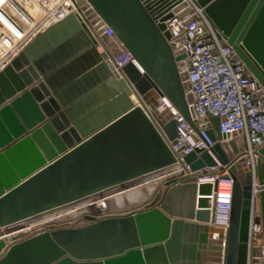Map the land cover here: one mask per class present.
<instances>
[{
	"label": "water",
	"instance_id": "obj_1",
	"mask_svg": "<svg viewBox=\"0 0 264 264\" xmlns=\"http://www.w3.org/2000/svg\"><path fill=\"white\" fill-rule=\"evenodd\" d=\"M194 1L220 43L231 46V60L264 91V0ZM74 3L85 22L67 15L0 69V264H264V142L252 161L230 160L243 149L240 137L221 133L218 117L194 119L184 49L139 0ZM107 27L143 72L133 61L114 69L108 57L120 49ZM97 39L106 51H97ZM91 75L104 80L93 91L85 79ZM162 97L197 133L198 124L207 127L212 155L185 154L186 174L156 179L152 195L127 211H86L73 222L36 223L9 236L8 226L57 206L149 174L159 178L175 162L176 136ZM209 174L231 179L226 225L216 222L218 178L198 182ZM251 223L261 226L258 244Z\"/></svg>",
	"mask_w": 264,
	"mask_h": 264
},
{
	"label": "built area",
	"instance_id": "obj_2",
	"mask_svg": "<svg viewBox=\"0 0 264 264\" xmlns=\"http://www.w3.org/2000/svg\"><path fill=\"white\" fill-rule=\"evenodd\" d=\"M25 1L27 0H0V54L5 56V60L0 62L2 65L9 63L35 35L67 15L76 14L78 11L85 18L83 11H79L75 5V0H32L46 7V10L31 28L11 6L13 2L18 6H24ZM51 1L53 4L50 8ZM139 1L156 24L165 25L169 39L176 42L178 48L184 49L186 54L184 61L187 64L190 91L193 94L190 106L194 119L206 118L210 122V117H218L220 132H235L234 137H240L243 145V149L237 155H232L230 160L236 162L240 156L245 155L246 161H252V152L264 142L262 87L244 72L243 64L231 60L233 53L231 46L220 43L217 31L194 0ZM186 8H190V11L180 16L179 13ZM166 15L168 16L165 17ZM104 32L120 49L117 55L108 57L114 69L121 68L129 61L136 63L111 28L107 27ZM106 50L103 46L101 52ZM138 68L143 72L139 66ZM162 100L171 110L176 122V136L170 143V150L175 157L174 164L180 167V174H186L189 167L184 163L183 156L196 149L206 150L212 155L210 148L214 142L206 132L207 127L198 124L197 133L165 97H162ZM218 167L222 169V173H226L227 166L218 164ZM216 178L219 182H227L231 188V179L219 178L218 174L200 177L198 182L213 183ZM230 198V189L226 194L217 191L216 222L219 224L227 223ZM260 233V224L251 223L249 229L251 239L257 238Z\"/></svg>",
	"mask_w": 264,
	"mask_h": 264
},
{
	"label": "bare ground",
	"instance_id": "obj_3",
	"mask_svg": "<svg viewBox=\"0 0 264 264\" xmlns=\"http://www.w3.org/2000/svg\"><path fill=\"white\" fill-rule=\"evenodd\" d=\"M52 4H53V1H51L49 4L50 8L52 7ZM11 6H12V9L14 11L18 12L21 16L26 15V18H27V15H28V17L33 15L34 16L33 18L31 16L32 19H34V18L39 19L42 16V13H44V11L42 10V9H44V7L34 3L32 0L25 1L24 6H18L14 2L11 4ZM75 15H77L76 18L79 20V22H81V21L85 22V19L83 18L82 15H80L78 13V11ZM26 31H27V28H26ZM3 59L5 60L4 54H0V60H3ZM1 67H2V63L0 64V68ZM175 166H176V170L175 171L172 170L171 173H169L170 175L169 174L165 175V177H162L161 172L158 170L157 176L159 178L154 177L153 174H149L144 178H138L136 180H133V182L131 184H134L135 191L129 194L128 190H127L128 195H126V196H124L123 194L119 195V197L118 198L116 197L117 199H115L111 203L106 196H105V201L102 202V201L98 200L99 196L97 194L98 192H96L94 194H91L89 196L84 197L83 199H79L80 201L79 200L78 201H79V204L82 205V209H80L78 211L71 210L68 216H65V215L61 216V214L59 212H56L54 214H47V215L46 214H38V215H36V217L33 218L31 223L32 224L34 222L38 223V222L42 221L45 218V216L47 217L48 221L51 219H53L51 221H56V220H58L60 218H64V217L73 218L76 216L78 218L79 217L78 215H80L81 213L86 212V211H89L90 213H93V214H102L105 212L123 211L127 207H131L132 205L134 206V205L141 203L142 201L148 199L152 195L154 188H156V186L159 184V182L157 180H161L162 178L167 179V178H170V177H173V176L180 174L181 173L180 167L178 165H175ZM121 186H122L123 190L125 188L127 189L128 187H130L128 184H121ZM228 186L229 185L227 182H222L220 184V187H218V192H220V193L228 192L229 191ZM123 190H122V192H123ZM102 192L105 193V191H102ZM103 195H105V194H103ZM117 195H118V193L116 194V196ZM24 220H26V221H24ZM24 220L22 221V223H16V224L8 226L7 231H8L9 236L17 235L20 231L26 229L27 227H29L31 225V224H29L31 220H29V221H28V219H24ZM0 237H4V235H2Z\"/></svg>",
	"mask_w": 264,
	"mask_h": 264
},
{
	"label": "rangeland",
	"instance_id": "obj_4",
	"mask_svg": "<svg viewBox=\"0 0 264 264\" xmlns=\"http://www.w3.org/2000/svg\"><path fill=\"white\" fill-rule=\"evenodd\" d=\"M42 10H46V8H44V9H42ZM25 16V17H24ZM32 16V18L34 17L33 15H31ZM31 16H29L28 17V15H27V18H26V15H22L21 17L24 19V21H26V23H27V26H31V24H33V23H35V21H36V19L34 18V19H32L31 18ZM37 22V21H36ZM29 24V25H28ZM33 26V25H32ZM0 62H1V60H0ZM3 66V65H2ZM1 69V68H0ZM175 171L176 170V166H175V164L173 163V164H171L170 166H167V167H164V168H161V169H159V171L161 172V176L162 177H165V175H168L169 173H171V171ZM170 175V174H169ZM222 182H224V181H221L220 182V184L222 183ZM220 184H219V187H220ZM129 186L130 187H128L127 189L125 188L124 190H123V188H122V186L121 185H118V186H114V187H112V188H110V189H108V190H106L105 191V193H103L102 191H99L97 194H98V196H99V199L98 200H100V201H105V196L109 199V201H110V203L111 202H113L115 199H117L118 197H119V195H124V196H126V195H128V193L130 194V193H132V192H134L135 191V186H134V184H129ZM129 188H130V190H129ZM122 190H123V192H122ZM127 190H128V193H127ZM118 193V195L116 196V194ZM100 194V195H99ZM103 194H105V195H103ZM117 197V198H116ZM83 199V198H82ZM80 201V200H79ZM79 201L77 200V201H74V202H72V203H66V204H64V205H60V206H57V207H55V208H53V209H51V210H47V211H45V212H42V213H39V214H54V213H56V212H59L60 214H61V216L63 215H65V216H68L69 215V213H70V211L71 210H75V211H78V210H80V209H82V205H80L79 204ZM135 206V205H134ZM133 205L131 206V207H127L126 209H124L122 212H124V211H127V210H129V209H131V208H133L134 207ZM119 212H121V211H119ZM79 216V215H78ZM34 217H36V216H33V217H29V218H27L28 219V221L29 220H31L30 221V223L29 224H31L29 227H27L26 229H29L31 226H33L34 224H36L35 222L32 224L31 222H32V220H33V218ZM77 217L75 216V217H73V218H70V217H64V218H60V219H58V220H56V221H51V220H53V219H51V220H47V217L45 216V218L42 220V221H40V222H38V223H44V222H49V223H62V222H73V220H75ZM46 220V221H45ZM24 221H26V220H24ZM20 223H22V221L20 222ZM25 223V222H24ZM27 223V222H26ZM26 229H24V230H26Z\"/></svg>",
	"mask_w": 264,
	"mask_h": 264
},
{
	"label": "crops",
	"instance_id": "obj_5",
	"mask_svg": "<svg viewBox=\"0 0 264 264\" xmlns=\"http://www.w3.org/2000/svg\"><path fill=\"white\" fill-rule=\"evenodd\" d=\"M67 10H68V8L65 9V11H67ZM43 11H45V10H43ZM34 24L35 23L31 24V26L29 25L28 27H31L32 28V25H34ZM28 27H27V30H28ZM103 46L106 48V46L99 39H97L96 40V48H97V51L98 52H101V49H102ZM86 50H87V48H82L81 50L76 51L75 54H73V55L70 56L71 57L70 59L77 58L81 53H85ZM85 59L88 62H90V59H88L87 57H85ZM95 74L98 77L100 76L98 72H96ZM71 79H72V81H77V79H79V78L78 77H74V78H71ZM85 79H86V81H88L89 86L90 85L92 86V91H93V89H96L97 87L99 88L100 84L104 83V80L103 79H101L99 83H96V82L94 83V81H96V80H95V77L93 75H91L90 78L85 77ZM77 86H78V88H80V85L76 84V87ZM81 86L82 87L84 86L85 88L87 87L85 84H82ZM88 93H90V90H86L84 93H82V95L84 96V95H87ZM78 111L82 113V111H81L80 108L78 109ZM257 200H258V197H256L255 201H257ZM257 211H258V208L255 206L254 207V214L257 213ZM212 233H213L212 231H208V238H212ZM253 241H254L253 243H257V244L260 243V237L253 239ZM203 255H204L203 257H208L209 256V252L208 253H205L204 252ZM206 263H207V259L204 258L202 260V263L200 262L199 264H206Z\"/></svg>",
	"mask_w": 264,
	"mask_h": 264
},
{
	"label": "clouds",
	"instance_id": "obj_6",
	"mask_svg": "<svg viewBox=\"0 0 264 264\" xmlns=\"http://www.w3.org/2000/svg\"><path fill=\"white\" fill-rule=\"evenodd\" d=\"M222 194H226V192L225 193H222Z\"/></svg>",
	"mask_w": 264,
	"mask_h": 264
}]
</instances>
